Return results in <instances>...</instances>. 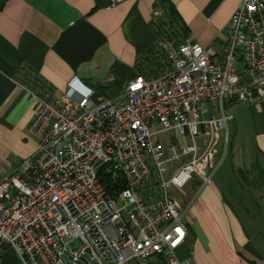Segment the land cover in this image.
<instances>
[{"label":"built area","instance_id":"1","mask_svg":"<svg viewBox=\"0 0 264 264\" xmlns=\"http://www.w3.org/2000/svg\"><path fill=\"white\" fill-rule=\"evenodd\" d=\"M227 25L218 51L158 40V74H136L117 99L73 79L60 94L13 80L35 102L37 146L0 177V264L5 249L18 264H193L175 256L186 221L169 190L212 182L224 104L264 103V0H239ZM169 131L164 147L154 136Z\"/></svg>","mask_w":264,"mask_h":264},{"label":"crops","instance_id":"2","mask_svg":"<svg viewBox=\"0 0 264 264\" xmlns=\"http://www.w3.org/2000/svg\"><path fill=\"white\" fill-rule=\"evenodd\" d=\"M238 2L122 0L111 6L108 0H0V177L37 146L27 131L35 102L14 81L24 85L37 77L60 94L73 79L96 95L117 99L136 74L145 69L148 76L158 74L161 38L173 44L187 39L218 51ZM168 21L176 24V36L161 32ZM226 104L227 121L244 125L264 160V103ZM237 117L240 122H234ZM185 192L186 235L175 249L178 260L264 264V215L252 217L244 205L242 216L236 200L196 177L186 182ZM149 263L164 264L156 256Z\"/></svg>","mask_w":264,"mask_h":264},{"label":"rangeland","instance_id":"3","mask_svg":"<svg viewBox=\"0 0 264 264\" xmlns=\"http://www.w3.org/2000/svg\"><path fill=\"white\" fill-rule=\"evenodd\" d=\"M239 66V64L234 65L235 68ZM208 106L215 113V107L210 102ZM223 106L225 111H228V105L224 104ZM234 122H240V118H235ZM231 123L232 121L226 123L227 143L225 151L219 147L215 156L221 158V163L212 177V183L224 198L231 202L236 200V205L241 206L238 210L242 216L241 208L244 205L249 209L248 215L252 217H257L259 214L264 215V160L254 151L248 132L246 133L245 129L242 128L244 125L238 123L233 126L234 124ZM230 125L232 126L230 127ZM154 138L164 147L175 143L173 131L158 133ZM171 171H168V175L171 174ZM181 191H186V183ZM169 193L178 199L181 206L184 205L182 202L186 201L187 196L185 194L183 195L173 189H170ZM1 260L2 264H18L16 255L9 249H5Z\"/></svg>","mask_w":264,"mask_h":264},{"label":"trees","instance_id":"4","mask_svg":"<svg viewBox=\"0 0 264 264\" xmlns=\"http://www.w3.org/2000/svg\"><path fill=\"white\" fill-rule=\"evenodd\" d=\"M175 25L176 24L174 22H169V21L168 22H165L163 25H160V27L162 28L161 32L163 34H171L173 36H176V33H178L177 32L178 28H176ZM33 80L35 82H41V80L38 79L37 77H34ZM42 83H44V85H46L45 82H42ZM48 88L51 89L49 86H48ZM105 188H106V186H105Z\"/></svg>","mask_w":264,"mask_h":264}]
</instances>
